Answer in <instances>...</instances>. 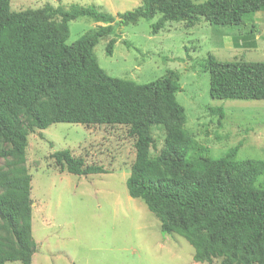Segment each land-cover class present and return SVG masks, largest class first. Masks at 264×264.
Segmentation results:
<instances>
[{
	"label": "trees",
	"instance_id": "16d2710c",
	"mask_svg": "<svg viewBox=\"0 0 264 264\" xmlns=\"http://www.w3.org/2000/svg\"><path fill=\"white\" fill-rule=\"evenodd\" d=\"M264 12V0H143L115 16L97 7L45 5L13 12L0 0V264H32L31 176L25 166L28 136L53 124L123 127L133 139L134 161L125 182L131 199L142 201L163 233L183 238L195 263L264 264V159L238 160L241 146L222 157L190 158L193 144L182 130L184 108L176 94L179 74L168 70L149 84L110 77L95 55L99 40L119 28L151 24L157 34L167 23L239 27ZM87 17L104 24L67 45L69 23ZM253 29H251L252 32ZM111 39L106 55L111 56ZM209 75L212 100L264 101V62H221L208 55L199 63ZM223 119L221 107L210 108ZM161 129L156 152L152 131ZM59 172L74 176L107 174L70 150L50 155ZM11 159V160H9ZM9 160V161H8Z\"/></svg>",
	"mask_w": 264,
	"mask_h": 264
},
{
	"label": "rangeland",
	"instance_id": "374dc122",
	"mask_svg": "<svg viewBox=\"0 0 264 264\" xmlns=\"http://www.w3.org/2000/svg\"><path fill=\"white\" fill-rule=\"evenodd\" d=\"M142 1L10 0V8L19 12L46 4L65 10L94 6L118 21V15ZM157 19L139 20L100 39L94 50L99 66L112 78L141 85L162 78L168 70L178 72L181 91L176 98L186 113L182 130L202 148L193 150L191 159L220 158L238 143V160L264 159V101L212 100L209 75L199 67L208 55L221 62H264V12L239 27H214L200 19L192 27L167 23L153 34L151 24ZM98 26L105 25L87 17L70 22L67 45ZM111 39L115 45L107 56ZM213 107L223 109V119L210 112ZM152 135L156 154L165 133L154 128ZM133 142L119 126L53 124L28 136L25 166L32 179V264H208L195 263L193 248L180 236L163 233L146 205L129 197L125 182L135 157ZM66 149L107 174L59 172L50 155ZM5 166L0 159V168ZM259 185L264 187V177ZM211 264H221V259Z\"/></svg>",
	"mask_w": 264,
	"mask_h": 264
},
{
	"label": "crops",
	"instance_id": "0c3cea01",
	"mask_svg": "<svg viewBox=\"0 0 264 264\" xmlns=\"http://www.w3.org/2000/svg\"><path fill=\"white\" fill-rule=\"evenodd\" d=\"M50 6H52V7H54V8H55V6H53V5H50Z\"/></svg>",
	"mask_w": 264,
	"mask_h": 264
}]
</instances>
